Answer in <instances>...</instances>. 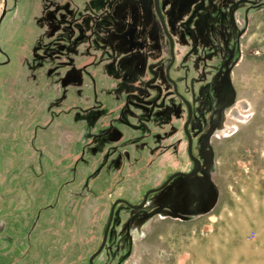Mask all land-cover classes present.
<instances>
[{
	"label": "flooded vegetation",
	"instance_id": "obj_1",
	"mask_svg": "<svg viewBox=\"0 0 264 264\" xmlns=\"http://www.w3.org/2000/svg\"><path fill=\"white\" fill-rule=\"evenodd\" d=\"M261 10L3 0L0 264H128L153 219L210 214L216 140L244 117L235 69Z\"/></svg>",
	"mask_w": 264,
	"mask_h": 264
},
{
	"label": "rangeland",
	"instance_id": "obj_2",
	"mask_svg": "<svg viewBox=\"0 0 264 264\" xmlns=\"http://www.w3.org/2000/svg\"><path fill=\"white\" fill-rule=\"evenodd\" d=\"M2 7L0 0V15ZM247 27L234 76L236 111L246 119L231 121L234 132L216 140V208L191 222L153 219L128 264H264V10ZM47 151L59 154L56 147ZM51 176L46 181L56 180Z\"/></svg>",
	"mask_w": 264,
	"mask_h": 264
},
{
	"label": "water",
	"instance_id": "obj_3",
	"mask_svg": "<svg viewBox=\"0 0 264 264\" xmlns=\"http://www.w3.org/2000/svg\"><path fill=\"white\" fill-rule=\"evenodd\" d=\"M245 119H246V117H243V118H241L240 120H241V121H244ZM216 203H217V200L214 201L213 205L210 207V209H209L208 211H211V210L215 207Z\"/></svg>",
	"mask_w": 264,
	"mask_h": 264
},
{
	"label": "built area",
	"instance_id": "obj_4",
	"mask_svg": "<svg viewBox=\"0 0 264 264\" xmlns=\"http://www.w3.org/2000/svg\"><path fill=\"white\" fill-rule=\"evenodd\" d=\"M255 238V235H252V237H250V239H254Z\"/></svg>",
	"mask_w": 264,
	"mask_h": 264
}]
</instances>
